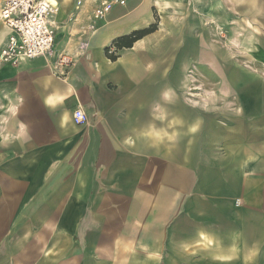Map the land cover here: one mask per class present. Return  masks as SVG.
<instances>
[{"label":"crops","instance_id":"0c3cea01","mask_svg":"<svg viewBox=\"0 0 264 264\" xmlns=\"http://www.w3.org/2000/svg\"><path fill=\"white\" fill-rule=\"evenodd\" d=\"M49 1L0 58V264H264V0Z\"/></svg>","mask_w":264,"mask_h":264},{"label":"built area","instance_id":"2783aa9c","mask_svg":"<svg viewBox=\"0 0 264 264\" xmlns=\"http://www.w3.org/2000/svg\"><path fill=\"white\" fill-rule=\"evenodd\" d=\"M82 0H77L78 10ZM127 0H101L92 13L93 20H99L115 6H125ZM57 12L56 5L49 0H3L0 9V21L9 29L0 58L4 62L16 64L24 59L48 57L53 54L54 30L50 18ZM92 28V26L90 27ZM85 43L81 44V47ZM72 64L67 53H61L53 60V69L59 71ZM77 125L87 121L82 109L77 108L72 114Z\"/></svg>","mask_w":264,"mask_h":264},{"label":"trees","instance_id":"16d2710c","mask_svg":"<svg viewBox=\"0 0 264 264\" xmlns=\"http://www.w3.org/2000/svg\"><path fill=\"white\" fill-rule=\"evenodd\" d=\"M154 27L150 26L147 29L138 30L130 33L129 35H125L123 37L118 38L114 41V46L116 47H129L131 46L132 42L140 38L142 35L150 32Z\"/></svg>","mask_w":264,"mask_h":264},{"label":"rangeland","instance_id":"374dc122","mask_svg":"<svg viewBox=\"0 0 264 264\" xmlns=\"http://www.w3.org/2000/svg\"><path fill=\"white\" fill-rule=\"evenodd\" d=\"M258 72H261L262 73L263 71H258ZM212 79H213V77H212ZM191 84L192 85H191L190 88H192L193 90H191L190 92H194V90H195L196 92L202 94V93H205V91H206L207 94H211V95H213V94H215V93L218 92V90L214 86H211L210 84L203 85L199 81H196L194 84L193 83H191Z\"/></svg>","mask_w":264,"mask_h":264}]
</instances>
